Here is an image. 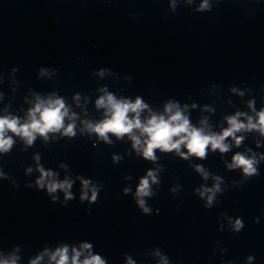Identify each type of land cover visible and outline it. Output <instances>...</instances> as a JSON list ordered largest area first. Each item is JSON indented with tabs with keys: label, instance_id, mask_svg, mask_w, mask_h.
<instances>
[{
	"label": "clouds",
	"instance_id": "9594fccd",
	"mask_svg": "<svg viewBox=\"0 0 264 264\" xmlns=\"http://www.w3.org/2000/svg\"><path fill=\"white\" fill-rule=\"evenodd\" d=\"M208 8L207 0H203L198 10L202 11ZM251 106V105H250ZM97 107H104L106 109V118L100 121L98 124H88L89 130L94 131L97 135L103 138L105 141L108 139V133L116 135L118 138L127 134L133 141V147L139 148L141 144L144 145L142 149V155L145 159L154 160V149H160L168 152L176 150L180 155L187 158L188 155H195L199 158L206 156V150L211 147L212 151L219 150L221 153L229 151V144L225 143L226 138L231 137L236 146H239L243 140L242 136H236L237 132L256 130L264 135V110H261L256 114V123L252 122V118L248 117V123L245 124L238 120V117L244 115L243 113H237L235 116L227 118L229 127L223 129L220 133L206 132L203 128L193 127L189 119L184 116L178 109L173 112L175 105H167L165 112L169 115L167 119L165 116L150 115L145 121L141 122L140 114L147 105L137 97L134 102L128 100H116L111 94H106L97 101ZM132 114L131 116L129 114ZM68 116V110L61 99L48 100L47 102L40 101L32 109L29 110L28 120L21 124L17 117H0V152L8 151L13 140L11 136H7V132H11L14 135H19L26 140L28 144H31L36 138V135H40L47 138V134L53 131H60L64 129L65 135H74V124H69L64 127V118ZM133 130H138L141 136L146 137L143 141L140 136L132 135ZM183 145L187 149V153H181L180 148ZM255 163L254 159L246 158L241 153H236L233 157L232 164L228 165L229 168L240 167L245 174H253L256 169L253 167ZM41 175L36 181V184L43 188L45 187V178H52L54 173L51 171H45L43 168H39ZM198 171L202 169L197 166ZM30 171V170H29ZM206 178V177H205ZM149 179L153 183L156 182V178L151 170L147 173V176L142 177L140 184L137 187V197H143L149 195ZM89 181L82 180V185L87 188ZM49 193H54L57 189L64 190L65 199H72V194L68 191L71 188V183L65 179L62 182H57L54 179H49L46 185ZM127 191V189L125 190ZM206 191H211L206 189ZM203 195V193H201ZM55 199V197H53ZM88 199L87 193L81 195V200ZM92 201L96 199V193L93 192ZM211 203L212 197L208 198ZM138 204L143 208V211L147 213L148 208L144 207V201L138 199ZM242 227L240 220L236 221L235 230L239 231ZM91 244L81 245L82 249H90ZM70 264H105V261L99 255H89L83 260L80 259L82 255L81 251L76 249L72 250ZM42 257H37L32 260L30 264H37ZM249 260L252 258L249 257ZM50 260L55 261V264H69L68 248H58L51 254ZM0 264H15V261H0ZM129 264H132L129 261Z\"/></svg>",
	"mask_w": 264,
	"mask_h": 264
}]
</instances>
